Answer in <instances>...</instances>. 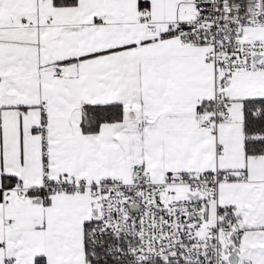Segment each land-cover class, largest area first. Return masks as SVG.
Wrapping results in <instances>:
<instances>
[{
    "label": "snow or ice",
    "instance_id": "snow-or-ice-1",
    "mask_svg": "<svg viewBox=\"0 0 264 264\" xmlns=\"http://www.w3.org/2000/svg\"><path fill=\"white\" fill-rule=\"evenodd\" d=\"M0 264H264V0H0Z\"/></svg>",
    "mask_w": 264,
    "mask_h": 264
}]
</instances>
